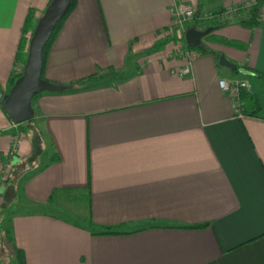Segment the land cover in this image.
I'll return each mask as SVG.
<instances>
[{
	"label": "crops",
	"instance_id": "obj_1",
	"mask_svg": "<svg viewBox=\"0 0 264 264\" xmlns=\"http://www.w3.org/2000/svg\"><path fill=\"white\" fill-rule=\"evenodd\" d=\"M184 1L216 15L251 0ZM49 2L0 0L6 94L25 65L15 59L27 15L37 25ZM172 3L75 0L43 65V80L62 90L32 98L13 158L0 107V226L27 264H264V86L226 79L218 65L223 55L264 76V19L253 30L209 22L203 49H186L169 30ZM220 79L249 81L260 113L239 116ZM13 191L27 210L5 213ZM66 199L86 210L82 220L122 234L92 235L58 216Z\"/></svg>",
	"mask_w": 264,
	"mask_h": 264
},
{
	"label": "water",
	"instance_id": "obj_2",
	"mask_svg": "<svg viewBox=\"0 0 264 264\" xmlns=\"http://www.w3.org/2000/svg\"><path fill=\"white\" fill-rule=\"evenodd\" d=\"M71 0H53L39 20L29 41L27 57L21 76L15 81L6 94L0 88V107L9 120L15 125L31 121L34 111L31 100L41 93L60 92L62 87L51 84L41 78L43 70V49L48 43L57 24L66 15ZM211 30L200 31L195 28L186 30L185 44L190 48H201L202 40ZM218 65L240 75L252 77V74L228 62L223 55L218 58Z\"/></svg>",
	"mask_w": 264,
	"mask_h": 264
},
{
	"label": "trees",
	"instance_id": "obj_3",
	"mask_svg": "<svg viewBox=\"0 0 264 264\" xmlns=\"http://www.w3.org/2000/svg\"><path fill=\"white\" fill-rule=\"evenodd\" d=\"M52 1L53 0H50L47 8L49 7V5L51 4ZM74 7H75V0H71V5H70L66 15L57 24L55 30L53 31V33H52V35L48 41V43L45 45V47L43 49V53H42L43 65H44V60H45L49 50L51 49V47L55 41L56 36L58 35L61 28L63 27L65 19L71 13V11L73 10ZM241 7H242V5H241ZM239 13L240 14H239V17L237 19V22L239 23V25L241 27L246 28L248 30H253L255 28H259L260 26H262V23H263L262 0H254L251 3V5L248 8H246L245 11L241 10V11H239ZM32 17H33L32 12L27 15V18H26V21L24 24V28H23V34H22L21 40L19 42L15 63H17L21 60L24 63L26 61L29 41H30L31 36H32V34L35 30V27H36V23L33 22ZM210 36H211V34H209L207 36V38ZM224 43L229 45V46H232V47H236V48L240 47V44L235 43V42H224ZM161 46H162V44L155 45V47L151 50V52L157 51L158 49L161 48ZM186 49H195V48H190L187 46ZM200 49H203V47H201ZM243 68L246 69V67H243ZM249 72H251V74H252V77H253L252 80L254 81V83L264 86V76L257 74L256 72H253V71H249ZM234 73L237 74V72H234ZM21 74H22V72L17 73L15 75L13 74L12 79L10 81V87L13 86V84L21 76ZM41 78L43 79V70H42ZM90 80H92V77L87 78L85 80H81V81L76 82L74 84H71V86H82V85L88 83ZM52 84H54V83H52ZM54 85H56V84H54ZM241 101L243 103L242 113L244 115L254 117L260 113L259 98L256 95L242 93L241 94ZM82 221L85 222V226H84L85 229L87 231H89L92 235L105 236V235L122 234L121 232L114 231L111 228H104V227L96 228L91 223V220H89V219H83ZM74 225H76V224H74ZM193 228L199 229V228H201V226L193 227ZM5 236H6L7 241L9 243H12V238H11V234H10L9 230H5ZM14 255H15L16 264H27L23 250L14 247Z\"/></svg>",
	"mask_w": 264,
	"mask_h": 264
},
{
	"label": "built area",
	"instance_id": "obj_4",
	"mask_svg": "<svg viewBox=\"0 0 264 264\" xmlns=\"http://www.w3.org/2000/svg\"><path fill=\"white\" fill-rule=\"evenodd\" d=\"M254 0H251L250 2L246 3L245 5H251V3ZM247 6V7H249ZM244 7V5L242 6ZM232 10V9H231ZM235 12L233 9L231 11ZM169 13L173 19V25L169 29L170 32L173 31L174 29H180L182 31V41L184 42V34L186 31V26L189 24H195L198 30H205L207 27V24L209 22H214V17L210 14L207 13H199L196 14V11L193 9V7L187 3L184 0H173V3L171 7L169 8ZM225 20L224 17L220 16L216 18V21L218 22H223ZM185 57L189 58L190 53L186 52ZM181 74H189L190 73V68L189 65H186L183 69L179 71ZM218 85L220 90L225 93L233 102L235 112L241 116L242 111H243V103L241 101V94H250L252 91V84L249 81H239V80H234V81H227V80H222L220 79L218 81ZM13 129L18 125H15L12 123ZM21 136L17 135V133L14 134L13 140H12V148L10 155L13 156L17 152L18 148V140Z\"/></svg>",
	"mask_w": 264,
	"mask_h": 264
},
{
	"label": "rangeland",
	"instance_id": "obj_5",
	"mask_svg": "<svg viewBox=\"0 0 264 264\" xmlns=\"http://www.w3.org/2000/svg\"><path fill=\"white\" fill-rule=\"evenodd\" d=\"M244 7H241V5L239 6H233L231 8H226L224 9L223 11H220L218 12V14L215 15V13H211V12H203V13H207V14H210L212 15L215 19H214V23H217L216 22V18L217 17H224L225 20L222 22V23H225L227 21H231V20H237L238 17H239V11L241 10H246V8H248L247 6L249 5H245L243 4ZM242 5V6H243ZM234 9L235 12H232L231 11ZM196 14H199L198 12H196ZM262 19H264V16H262ZM191 25V24H189ZM37 26V25H36ZM188 27V25L186 26V28ZM36 28V27H35ZM203 31V30H201ZM183 42V41H182ZM202 42H206V39L204 38L202 40ZM221 70L225 73L226 75V79H229V78H244L246 79V77L242 76V75H238V74H235L234 72L230 71L229 69L227 68H221ZM9 91V90H8ZM8 93V92H7ZM30 122V121H28ZM28 122L26 123H23L21 126L24 128V129H27V124ZM14 134L17 133V135L21 136V131L18 129V126L17 128H15V130H13ZM9 158H13V156H11L9 154ZM28 165V169L29 170H32V165L30 164V162L27 163ZM11 166V162H10V159H9V162L8 164L5 165V168L3 170V174H6L7 171H8V168ZM18 192H15L13 191L10 195H11V199L7 201L8 203V206L7 208L5 209V213H8V214H11L12 212H15V211H25L27 210L26 207H22L21 205V200L18 198ZM20 201V202H19ZM72 203H74V201L72 199H69V200H65L63 203H61V205H65L67 204L65 207L61 206L62 208L61 209H58V210H55V212H59L57 215L62 217L63 219H69V220H79V221H82V218L85 214V209L79 207V206H76L77 204L75 203L74 206L72 205ZM5 227H2L0 226V264H16V260H15V255H14V252L11 251L10 247L8 246L7 244V239L5 240L6 236H5ZM5 236V238H4Z\"/></svg>",
	"mask_w": 264,
	"mask_h": 264
}]
</instances>
